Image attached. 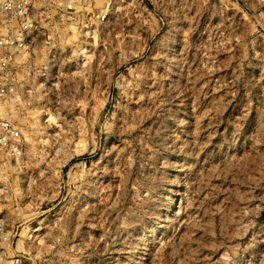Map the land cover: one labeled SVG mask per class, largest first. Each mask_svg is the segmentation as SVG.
<instances>
[{"label":"rangeland","instance_id":"rangeland-1","mask_svg":"<svg viewBox=\"0 0 264 264\" xmlns=\"http://www.w3.org/2000/svg\"><path fill=\"white\" fill-rule=\"evenodd\" d=\"M43 1L0 264H264V0Z\"/></svg>","mask_w":264,"mask_h":264},{"label":"built area","instance_id":"built-area-1","mask_svg":"<svg viewBox=\"0 0 264 264\" xmlns=\"http://www.w3.org/2000/svg\"><path fill=\"white\" fill-rule=\"evenodd\" d=\"M43 0H0V102L17 86L14 70L16 56H24L41 28ZM55 1L52 2V4ZM55 9L63 18L73 15L70 0H58ZM22 148L20 133L7 120L0 121V162L18 154Z\"/></svg>","mask_w":264,"mask_h":264}]
</instances>
